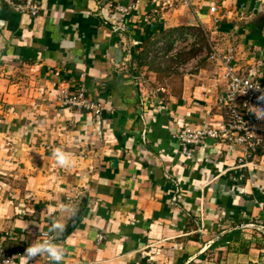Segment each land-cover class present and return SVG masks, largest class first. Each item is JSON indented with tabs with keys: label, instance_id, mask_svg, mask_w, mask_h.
Masks as SVG:
<instances>
[{
	"label": "crops",
	"instance_id": "1",
	"mask_svg": "<svg viewBox=\"0 0 264 264\" xmlns=\"http://www.w3.org/2000/svg\"><path fill=\"white\" fill-rule=\"evenodd\" d=\"M36 1L34 17L0 3L5 250L51 236L55 216L66 226L54 241L66 249L62 264H264V147L242 158L209 141L186 158L174 138L184 124L225 119V82L209 48L230 51L239 73L264 79V0ZM132 3L128 31L115 32L113 6ZM212 4L222 13L217 23ZM184 35L197 39L190 58L189 50L170 60L154 53ZM204 50L195 71L179 73ZM80 87L109 110L58 105L57 94ZM56 147L72 167L57 166ZM13 264L50 262L21 256Z\"/></svg>",
	"mask_w": 264,
	"mask_h": 264
},
{
	"label": "built area",
	"instance_id": "2",
	"mask_svg": "<svg viewBox=\"0 0 264 264\" xmlns=\"http://www.w3.org/2000/svg\"><path fill=\"white\" fill-rule=\"evenodd\" d=\"M6 8L19 15L34 17L40 10L36 0H0ZM183 6L191 5L189 0H180ZM117 23L115 32L128 31L125 19L135 9V4L113 6ZM210 14L214 15L213 21L217 23L222 13L219 14L217 6L212 4L208 7ZM197 39L193 35H184L173 41L172 47L165 53L160 45L155 46L154 53L162 60L176 59L178 54L188 51L197 45ZM207 56V51L191 58L189 61L178 65L179 73L188 76L196 70L200 58ZM208 58L213 60L215 68L221 71V79L225 82V94L222 106L225 110V119L219 125L205 123L200 126L184 124L175 134L174 138L181 147L182 155L190 158L192 148L207 144L209 141L219 145L237 148L242 152V158L253 156L257 150L264 147V79L257 72L252 74H241L238 72L233 58L228 53L221 54L212 47L209 48ZM56 101L61 108H74L79 112H86L99 116L109 110L107 104L91 99L83 87L74 92L61 91L56 95ZM47 233L41 237L50 238ZM102 236H97L101 241ZM25 253L17 252L11 254L5 250L0 243V264H13L15 259Z\"/></svg>",
	"mask_w": 264,
	"mask_h": 264
},
{
	"label": "clouds",
	"instance_id": "3",
	"mask_svg": "<svg viewBox=\"0 0 264 264\" xmlns=\"http://www.w3.org/2000/svg\"><path fill=\"white\" fill-rule=\"evenodd\" d=\"M52 156L57 166L61 168H70L73 166L74 161L72 160L70 154L63 148L56 147L52 152ZM58 208L61 212L69 210L68 206L64 204H60ZM65 228V224L59 218L52 216L48 229V232L52 235L50 236V238L38 240L29 245L25 249V253L23 255L25 261L29 262L39 257L46 256L50 264H62L66 255V249L62 244L55 243L54 241L63 235V233L65 232ZM5 264H8V261H5Z\"/></svg>",
	"mask_w": 264,
	"mask_h": 264
},
{
	"label": "trees",
	"instance_id": "4",
	"mask_svg": "<svg viewBox=\"0 0 264 264\" xmlns=\"http://www.w3.org/2000/svg\"><path fill=\"white\" fill-rule=\"evenodd\" d=\"M194 53H195V50H191L190 52L186 53V56H184V54H183V55H180V56H181V57L184 56V58L187 57V59H188V58H190L191 56H193ZM233 219L235 220V223H236V224L241 223V221L238 219V215L235 214V215L233 216ZM243 223H247V222H246V221H243Z\"/></svg>",
	"mask_w": 264,
	"mask_h": 264
},
{
	"label": "rangeland",
	"instance_id": "5",
	"mask_svg": "<svg viewBox=\"0 0 264 264\" xmlns=\"http://www.w3.org/2000/svg\"><path fill=\"white\" fill-rule=\"evenodd\" d=\"M189 52H190V50H189ZM178 55H179V54H178ZM210 241H211V239H210ZM205 243H206V241H205ZM208 253H209V250L205 251L204 255L207 256ZM209 254H210V253H209ZM211 257H212V256H211ZM194 261H195V259L193 258L192 261L190 262V264H195Z\"/></svg>",
	"mask_w": 264,
	"mask_h": 264
}]
</instances>
